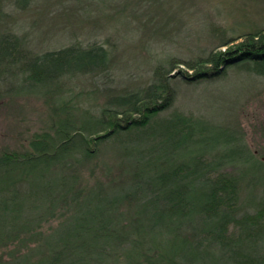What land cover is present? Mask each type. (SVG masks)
Returning a JSON list of instances; mask_svg holds the SVG:
<instances>
[{
    "label": "trees",
    "instance_id": "trees-1",
    "mask_svg": "<svg viewBox=\"0 0 264 264\" xmlns=\"http://www.w3.org/2000/svg\"><path fill=\"white\" fill-rule=\"evenodd\" d=\"M5 49L9 64L19 52L31 87L57 89L62 77L98 73L109 63L107 49L99 44H71L27 56L16 38L3 35L0 51ZM244 62L258 65L264 74V27L205 57L179 62L184 68L174 75L177 62L169 61L154 70L144 89L109 97L97 115L77 118L78 107L47 101L48 132L36 133L22 154L0 155L4 174L19 166L55 168L56 178L47 182L44 193L54 194L51 209L70 214L48 243L49 258L35 264H264V176H247L250 168L264 172V162L233 130L179 112L161 115L173 103L177 77L186 83L208 80ZM56 116L59 122L51 120ZM111 139L126 168L122 186L87 189L68 179L65 168L88 159ZM2 179L0 208L6 211L11 203L19 211L20 194L10 189L15 178ZM256 186L259 197L254 196ZM125 204L129 223L123 225L115 211ZM7 227L10 233L26 230H15L10 222Z\"/></svg>",
    "mask_w": 264,
    "mask_h": 264
},
{
    "label": "rangeland",
    "instance_id": "rangeland-1",
    "mask_svg": "<svg viewBox=\"0 0 264 264\" xmlns=\"http://www.w3.org/2000/svg\"><path fill=\"white\" fill-rule=\"evenodd\" d=\"M262 27L264 0H0V38H16L27 56L71 44H99L109 54L104 71L64 76L56 89L54 85H27L19 52L20 58L14 56L16 61L9 64L8 50H1L0 155L22 154L36 133L48 132L51 107L47 101L78 107L77 118L97 115L109 97L144 89L154 70L166 68L169 61L177 62L174 75L184 68L179 62L224 49ZM258 69L253 63H232L212 79L186 83L177 77L172 82L173 103L161 115L179 112L233 130L264 162V74ZM47 89L56 91L44 96ZM51 120L59 122L60 117ZM114 142L100 144L82 162L75 158L74 167L65 168L64 174L87 189L122 186L126 168ZM53 171L45 166H19L13 173H0L4 183L15 178L10 189L20 194L19 211L11 203L6 211L0 208V229L5 234L0 242H6L0 245L2 263L35 264L51 255L48 243L54 242L60 230L56 229L70 215L51 209L54 194L44 193L43 187L56 178ZM263 173L250 168L247 176L259 178ZM31 189L36 190L35 196H28ZM254 190L259 197L261 188ZM127 205L115 211L123 225L129 223ZM9 222L15 230H26L10 233Z\"/></svg>",
    "mask_w": 264,
    "mask_h": 264
}]
</instances>
